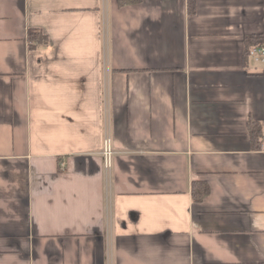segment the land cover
<instances>
[{
	"label": "crops",
	"instance_id": "crops-1",
	"mask_svg": "<svg viewBox=\"0 0 264 264\" xmlns=\"http://www.w3.org/2000/svg\"><path fill=\"white\" fill-rule=\"evenodd\" d=\"M256 36L264 0H0V264H264Z\"/></svg>",
	"mask_w": 264,
	"mask_h": 264
},
{
	"label": "trees",
	"instance_id": "trees-1",
	"mask_svg": "<svg viewBox=\"0 0 264 264\" xmlns=\"http://www.w3.org/2000/svg\"><path fill=\"white\" fill-rule=\"evenodd\" d=\"M117 5L119 8H124L127 6L137 5L142 0H116ZM195 12V5L194 2L191 1L190 3V13ZM29 40L32 42H38V43H44L46 42V38L41 35L40 32L32 31L29 33ZM248 43V49L250 50L253 47H259L264 45V38L262 36H256V37H250ZM249 52V51H248ZM250 130H251V139L252 144L255 149H260V138H261V131L258 128V125L254 122L250 123ZM193 197L195 202L202 201L208 194H209V188L204 182H201L199 184H195L193 186Z\"/></svg>",
	"mask_w": 264,
	"mask_h": 264
},
{
	"label": "built area",
	"instance_id": "built-area-1",
	"mask_svg": "<svg viewBox=\"0 0 264 264\" xmlns=\"http://www.w3.org/2000/svg\"><path fill=\"white\" fill-rule=\"evenodd\" d=\"M248 57L254 59L257 62L264 61V46L251 48L248 52ZM112 154L113 152L107 142L106 149H105L107 167L110 166V159H111Z\"/></svg>",
	"mask_w": 264,
	"mask_h": 264
},
{
	"label": "rangeland",
	"instance_id": "rangeland-1",
	"mask_svg": "<svg viewBox=\"0 0 264 264\" xmlns=\"http://www.w3.org/2000/svg\"><path fill=\"white\" fill-rule=\"evenodd\" d=\"M254 62H256L254 59H252Z\"/></svg>",
	"mask_w": 264,
	"mask_h": 264
}]
</instances>
